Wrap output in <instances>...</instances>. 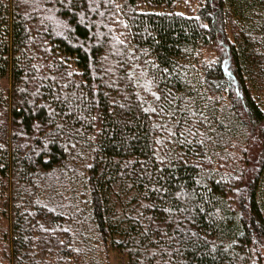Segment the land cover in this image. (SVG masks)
<instances>
[{
	"label": "trees",
	"instance_id": "16d2710c",
	"mask_svg": "<svg viewBox=\"0 0 264 264\" xmlns=\"http://www.w3.org/2000/svg\"><path fill=\"white\" fill-rule=\"evenodd\" d=\"M0 0V264H264V0Z\"/></svg>",
	"mask_w": 264,
	"mask_h": 264
},
{
	"label": "rangeland",
	"instance_id": "374dc122",
	"mask_svg": "<svg viewBox=\"0 0 264 264\" xmlns=\"http://www.w3.org/2000/svg\"><path fill=\"white\" fill-rule=\"evenodd\" d=\"M183 3L186 5L187 10H190V8H195V1L193 0H183ZM123 261L122 257H120L117 254H112L111 256V264H121Z\"/></svg>",
	"mask_w": 264,
	"mask_h": 264
}]
</instances>
